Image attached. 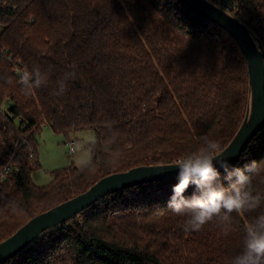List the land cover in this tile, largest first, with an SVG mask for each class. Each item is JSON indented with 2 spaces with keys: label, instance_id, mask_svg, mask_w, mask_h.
Returning <instances> with one entry per match:
<instances>
[{
  "label": "trees",
  "instance_id": "1",
  "mask_svg": "<svg viewBox=\"0 0 264 264\" xmlns=\"http://www.w3.org/2000/svg\"><path fill=\"white\" fill-rule=\"evenodd\" d=\"M206 1L244 23L264 50V0H225L230 8ZM0 25V242L103 177L194 157L204 135L224 149L247 113L238 43L179 0H0ZM43 127L66 139L90 130L94 140L87 163L55 169L38 186L29 160ZM253 160L264 162V126L234 165ZM224 175L213 187L228 186ZM262 177L246 190L264 196ZM176 182L109 193L4 264H232L264 202L185 230V218L167 207Z\"/></svg>",
  "mask_w": 264,
  "mask_h": 264
},
{
  "label": "water",
  "instance_id": "2",
  "mask_svg": "<svg viewBox=\"0 0 264 264\" xmlns=\"http://www.w3.org/2000/svg\"><path fill=\"white\" fill-rule=\"evenodd\" d=\"M192 11L217 24L238 43L247 63L250 104L234 138L223 149L235 164L250 140L264 126V50L246 25L206 0H179ZM215 163V161H214ZM172 164L139 166L101 178L86 192L30 219L13 235L0 242V264H4L46 230L73 219L107 194L143 183L176 179L178 169ZM219 167V165H217Z\"/></svg>",
  "mask_w": 264,
  "mask_h": 264
},
{
  "label": "clouds",
  "instance_id": "3",
  "mask_svg": "<svg viewBox=\"0 0 264 264\" xmlns=\"http://www.w3.org/2000/svg\"><path fill=\"white\" fill-rule=\"evenodd\" d=\"M71 77H74V73H71ZM20 82L29 85L30 75L23 73ZM39 83V80L35 81L37 87ZM66 87L62 84L54 94L62 95ZM200 139L203 147L194 157H183L176 162L177 182L172 185L167 201V207L176 216L185 218V230L192 231L201 230L222 211L225 213L223 219L230 221L233 212H254L264 202V196L260 193L254 195L245 187L252 184L254 176L264 173V162L253 160L243 166L234 165L230 163L219 141L207 135ZM221 170L229 184L227 187H213V183L221 176ZM190 187L194 191L186 195ZM223 231L225 235L229 233L228 229ZM232 264H264V213L255 217V224L248 226L243 251L235 257Z\"/></svg>",
  "mask_w": 264,
  "mask_h": 264
},
{
  "label": "rangeland",
  "instance_id": "4",
  "mask_svg": "<svg viewBox=\"0 0 264 264\" xmlns=\"http://www.w3.org/2000/svg\"><path fill=\"white\" fill-rule=\"evenodd\" d=\"M226 11L224 8H221ZM38 141V155L29 160L33 182L38 186H45L53 180L52 171L70 166L71 164L83 165L90 160L89 146L94 140L90 130L77 131L66 139L63 134H56L50 128L43 127L36 136ZM67 140L74 141V152L69 153Z\"/></svg>",
  "mask_w": 264,
  "mask_h": 264
},
{
  "label": "built area",
  "instance_id": "5",
  "mask_svg": "<svg viewBox=\"0 0 264 264\" xmlns=\"http://www.w3.org/2000/svg\"><path fill=\"white\" fill-rule=\"evenodd\" d=\"M219 4H221L223 7L225 8H230V6L228 5V3L225 0H217ZM2 33V26L0 25V34ZM6 53V51H3V53ZM8 55V53H7ZM9 61L11 63V65L14 67V73L20 78L21 75L23 73H25L26 71L24 69L21 68V64L20 62L17 61H12L11 56H9ZM75 142L74 141H67V145H68V149H69V153H73L74 152V146ZM2 178H4V174L2 175Z\"/></svg>",
  "mask_w": 264,
  "mask_h": 264
}]
</instances>
